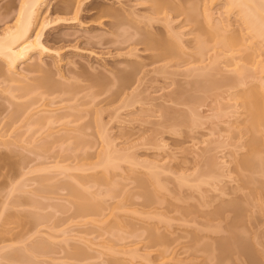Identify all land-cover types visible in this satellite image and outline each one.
<instances>
[{
	"label": "rangeland",
	"instance_id": "obj_1",
	"mask_svg": "<svg viewBox=\"0 0 264 264\" xmlns=\"http://www.w3.org/2000/svg\"><path fill=\"white\" fill-rule=\"evenodd\" d=\"M94 1L98 9L90 8L80 14L84 26L71 19L72 22H60L48 31L51 37L48 46L64 48L61 52L65 50L60 64H55L59 58L44 57L52 78L60 82L70 79L75 83L74 77L80 79L77 74L83 73V81L76 83L79 85L76 98L55 94L42 99L38 92L24 96V91L16 86L22 83H13L15 90L8 89L9 82L5 83L4 76L0 75V245H7L0 252V264H177L179 259L188 264L196 263L201 259V252L197 253L198 259L190 261V251L181 253L183 246L198 242V239L226 242L225 237L231 234L229 222L239 211L244 214L243 223L249 237H257V243L264 245V186L260 187V194L259 189V195H255L254 186L250 185V188V183L244 184V173L241 176V170L237 171L239 165H236L249 149L247 142L250 136L245 131L248 116L240 104L242 98L238 96L242 95L239 91L245 89V85L238 86L237 82L236 86L234 81L231 82L234 86L230 83L233 87H226V83L221 86L222 74L215 72V76L210 71L216 82H220L215 84L212 80L214 83L210 86L207 79L211 81L212 75L207 74L211 76L209 79L201 73L207 65L213 67L217 64L220 69H228L225 74L234 77L237 71L234 73L232 70L236 68L232 61H237L236 57L232 60L228 56H218L220 49L218 46L214 48L210 39L212 35H204L207 41H203L202 46L197 40L194 25L185 20V14H181L172 27L182 33L181 40L174 36L182 47V57L157 60L152 56L155 53L153 49H145V44L136 45L132 41L138 42L141 35H130L137 29L141 30L139 26L147 24L143 18L152 14L149 0ZM202 2L197 0V5L203 7ZM20 3L21 0H0V30L13 22ZM48 4L54 7L51 11L54 18L74 16L72 7L63 0H50ZM210 6L216 19L230 20L231 26L225 37L232 38L231 34L240 33L233 36L238 37L234 47L239 65L251 64L257 55L264 59L263 38L244 33L245 25L237 14L238 8L228 11L226 0H214ZM117 14H122L121 19H117ZM117 20L120 23L124 21L123 25ZM116 24H119V29H115ZM153 25L152 28L146 26L153 31L169 32L162 21ZM116 31H119L117 35ZM59 35H63L64 40L53 41L54 36ZM67 35H70V40ZM128 37L132 39L130 42ZM125 39L128 41L124 42ZM219 41L216 40V44ZM240 43L243 44L241 47ZM78 45L82 50L74 48ZM198 45L203 47L201 52ZM135 46L139 49L136 55H127V51ZM91 50L97 55L90 56ZM120 52L125 54L119 55ZM145 62L148 63L144 65ZM91 64L97 71L92 70ZM160 66H165L166 70L157 72ZM88 73H97L98 80L104 83L90 87L93 80H98ZM39 75V72L32 73L27 82H33ZM247 81V86L253 84L252 80ZM180 91L183 99L177 95ZM122 92H131L135 98L132 96L127 104L122 100ZM120 95L122 99H119ZM30 97L37 100L32 112L50 110L61 118L48 128L35 122L30 124L25 114L20 119V115L12 117L15 106ZM166 108L171 117H176L171 118ZM98 109H102L99 116L107 124L113 149L121 155L136 157L143 172H147L149 161H157L162 166L159 171L167 170L159 176L167 189L158 191L160 197L165 195L164 200H159L163 203L156 201L159 204L152 207L146 206L152 205L147 201L144 204L146 198L143 193L140 195L143 191L135 178L138 172L131 171L124 160L120 161L118 168L110 167L108 176H103L106 171L102 167L90 169L99 160V150L104 143L102 131L93 121ZM194 110L197 116L193 114ZM179 113L188 117L189 120L185 118L187 123L184 120L181 123ZM179 119L180 124L177 122ZM81 128L84 130L80 131ZM57 137L64 138L55 144L49 142ZM76 137L95 145L91 148L81 142L79 144ZM82 165L90 168L87 171L75 168ZM89 173H95L96 177H90V190L94 194L91 191L88 194L101 200L106 209L104 211L103 208L98 215L93 212L85 216L76 215L73 203L76 198L65 185L75 184L82 188L78 180L82 179V183L87 185L88 177L85 175ZM180 174H184V179L185 174L188 175L184 183L181 182L182 186L178 184L184 180L178 179ZM98 176L103 177L98 179ZM177 184L181 187L178 188ZM193 204L201 208V213L203 210L204 214L206 210L215 213V218L211 215L213 225L218 223L221 227L215 231L212 228L202 230L201 220L205 222L207 218L202 217L204 214H200ZM189 206L194 207L198 215H195V209L192 215L188 213L192 208ZM113 208L116 214L112 212ZM217 211L222 215L220 218ZM147 212L154 217L152 220L149 214L145 215ZM194 215L200 223H183L187 221L185 218L195 219ZM225 215L228 218H223ZM145 217L149 224L153 221L158 223L157 229L162 234L158 240L152 241L149 237L150 229L156 228L157 224H151L150 228L144 222ZM77 248H83L85 253L78 254Z\"/></svg>",
	"mask_w": 264,
	"mask_h": 264
},
{
	"label": "bare ground",
	"instance_id": "obj_2",
	"mask_svg": "<svg viewBox=\"0 0 264 264\" xmlns=\"http://www.w3.org/2000/svg\"><path fill=\"white\" fill-rule=\"evenodd\" d=\"M49 1L50 0H21V3L17 9L15 16H14L13 22L11 24L7 25L6 28H4V30H0V75H2V77L4 76L5 83L9 82L8 84L10 86H8V89H13V87L15 86L13 83H22V84L16 85V86H17V88H19V90L24 91V94H23L24 96L38 92L37 95H39L40 98H42V99H45L46 96H52L55 94H58V95L67 94L68 99H73V98L77 97V93L79 92V90H78L79 85H77L76 83L79 84L81 81H83V80H81L82 79L81 75L83 73L80 75L77 74L80 77V79L78 77H74L76 80L74 78H71V79H74L75 83H72L71 82L72 80L70 81V79L68 80V82H63V81L60 82V81L55 80V78L54 79L52 78L53 76H52V74H49V72H48L49 71L47 69L48 63L44 60V57H46V56H52L53 57L54 56L57 59L59 58L55 64H60L59 62H61V60H63L62 53L65 50H62V52H61V49H64V48H61V49L58 48L57 49V48H53V47L48 46L47 43L51 39V37L48 34V31H49V28H51L53 26L57 27V25L60 22L66 23V22H69V20L71 22H72V20L77 21L79 24L83 25L82 24L83 22L80 19V16H81L80 14H82V12H84L85 10L90 9V8L96 9L98 7V4L94 0H63L64 2L68 3V5H70V7H72L73 12H74V14H73L74 16H72V18H69V17H55L54 18L51 16L52 15L51 11L54 9V7L50 6L48 4ZM146 1H148V0H146ZM149 1L151 2L152 14L147 15V16L144 15V17H146V18H143V20L145 19V22L147 23L146 25H149L152 28L154 26L153 25L154 22L162 21L165 23L169 32L164 33L161 31H153V30H150V27H148L146 25H145V27L139 26V28L141 29V30H139V29H137L138 28V26H137V28H136L137 32L132 33L130 35H141V40L138 39L140 42L139 41L137 42V40L134 41V39L133 40L130 39V38H132V36H130V38L128 37L127 39L132 40L133 42H135V44L136 43L137 44H140V43L145 44L146 45V48L144 47L145 49H153L155 51V53L152 56L155 57L157 60L163 61L168 57H170V58L182 57V55H181V54H183L182 53V47H181L179 42L175 41V37L180 39V36L182 35V33L174 30L175 28L172 27L173 26L172 23L175 22L179 18V16H181V14H185L186 15L185 20L194 25L196 35H197V40L202 46L204 45L203 41H204V43H206V41H207L205 39L204 35H206V37L209 35L210 36L212 35V37H210V39L212 38L211 41L214 42V48L218 46V49H220V50H218L219 52L217 51L218 56H220V55L228 56L229 58H232V60H234L233 58L236 57L235 59H237V61L236 60L232 61V63L236 67L235 69H232V70L234 71V73L237 71V73H235V75L236 74L237 75L236 76L234 75V77H229L227 74H225L224 71H228V69L223 70V68H221L222 69L221 70L217 64L213 65V67L210 66L211 64L207 65V68L206 67L203 68V69L206 68L205 70L201 69L204 72L203 73L201 71V73L205 74V75L210 73L209 75H212V73L214 72L215 76L217 75V73L222 74L221 75L222 77L220 78L221 79V86H224L225 83H226V87H231L232 85L234 86V83L233 84L231 83L234 81H236L235 84L238 82V86H240L242 84H243V86L245 85V89L242 90L244 92L239 91L240 94H242V95H239L238 93L237 94L239 97L241 96L240 99L241 98L242 99L240 100V102L242 101V103H240V104H241V106L244 107L246 115L248 116V118H246L247 122L245 121V123H246L245 129H247L245 131L248 134V136H250L248 138V142H247V143H249V144H247V145H249L248 146L249 149L247 151V154L244 155L243 158L241 157L242 159L240 158L241 160H239V159L237 160L239 162V164L237 162L236 165H239V167H237L239 170L237 169V171L241 170L240 174L244 173V175H243L244 177L242 179L244 184L250 183L249 186L253 185L254 187H256L257 190L254 189V187H252V190L255 191L254 194L255 193L258 194L257 191L260 189V187L264 186V179H263L264 178V59H261L260 56L257 55L255 58H252L251 64L249 63V64L239 65V60H238L237 56L235 55L236 52H235V47H234L235 45H237L236 42H238L237 41L238 37L237 36L233 37V36L234 35H240V33L239 34H231V35H233L232 38H230V36L225 37V35H228L226 32L229 30L231 23H230L229 18H224V19L220 18L219 20L215 18V16L213 15V12H212L213 8L211 9V6H210L214 2V0H202L203 2L201 5L203 7H201V6L199 7L197 5L198 4L197 0H180V1H178V0H149ZM198 1H201V0H198ZM226 3H227V6H229L227 9L228 11L232 8H238L237 14H238V16H240L239 17L240 20H242L243 24L245 25L243 29H245L246 32H244V33H249L251 36L253 35L255 38L256 37H260L261 39L263 38V41H264V0H226ZM46 8H47V10L45 11V14H44V9H46ZM201 8H202V10H201ZM132 14H133V12H132ZM117 15H118V16H116L117 19L118 20L121 19L122 14H120V15L117 14ZM7 16L9 17L10 15H7ZM7 16H6V18H7ZM126 18L124 19V21L126 20ZM122 20H123V17H122ZM124 21L121 22L122 24L119 21L118 22L122 26ZM118 25L116 24L117 28H115V29H119L120 26L118 27ZM118 32L116 31V35L118 34ZM113 33L115 34V31ZM122 34L120 33V35H122ZM162 35H172V36L171 37H163ZM213 35H215L214 38H213ZM69 36H68V38L67 37L66 38L69 39ZM217 36H219V38H217ZM172 37H174V38H172ZM215 37H216V39H215ZM227 37H229V38H227ZM52 39H53V37H52ZM55 40H57V41L61 40L62 41V40H64V36L63 35H61V37H60V35L58 37L54 36L53 41H55ZM128 40L125 39V41L124 40L123 41L127 42ZM130 40H129V42H130ZM216 40H217V42L219 40H221V41H219L220 43H218V44L220 46H222V48L219 47L218 44H216L217 43ZM65 41H67V40H65ZM100 41H97V42L100 43ZM132 41L130 44H132ZM215 44H216V46H215ZM201 45H198V47L200 48V52L203 50V47H201ZM242 45L243 44L240 43V47ZM74 48L82 50V48L79 45L75 46ZM138 50H139L138 47L135 46L133 48H130L126 54L127 55H133V54L136 55V53H137L136 51H138ZM93 51L94 50L90 51L91 52L89 54L90 56L91 55L94 56L95 54L97 55V52H95V51L93 52ZM78 52H79V50H78ZM84 53H86V52H84ZM118 54L122 55L125 53L120 52ZM2 63L5 65L4 67H3ZM147 63L148 62H145V64L144 63L143 64L146 65ZM154 63H155V60H154ZM149 64H150V62H149ZM89 66L92 67V64ZM89 66H88V68L91 69V67H89ZM138 67H139V65H138ZM138 67H136L135 69L139 70ZM217 67H219V68H217ZM164 68L166 70L165 66H160L159 68L157 67L156 70H157V72L160 71L161 69H162V71H165ZM59 69H60V67H59ZM95 69H93V67H92L93 71L94 70L97 71V68H95ZM206 70H207V73H206ZM36 72H39L40 75L38 77H35L33 79V82H27V80L31 77V74L36 73ZM215 72H217V73H215ZM219 72H221V73H219ZM75 74H76V71H75ZM92 74L90 75V73H88V75H90L92 77L94 76L97 80L99 79L97 77L98 76L97 73H95V74L92 73ZM209 75H207V76L210 79L211 76H209ZM225 75L228 77H226ZM247 78H249V79H247ZM246 79L250 80V81L252 80L253 84L249 83V85H251V86H247L248 85L247 82H249V81H247ZM85 80H86V78H85ZM87 80H89V78ZM212 80H215L213 75H212L211 81H208V79H207V82H208L207 85L212 86V84L214 83V81H212ZM93 81H92V83H90V85H89L90 87L97 86V85L104 83V81H100V80H98V82L100 81L101 83H98L95 81L93 82ZM218 83H220V82L219 81L216 82V80H215V84H218ZM222 83H223V85H222ZM236 86H237V84H236ZM246 86L249 88H247ZM40 89H42V90L39 92ZM13 90H15V89H13ZM101 93H103V92H100L99 94H101ZM130 93H127V94H126V92L123 93L122 97H124V99L121 98V95H122L121 94L119 96V99L121 98L126 103L127 102L130 103L129 102L130 99H133L132 96H134ZM180 93H181V91H180ZM180 93H178L177 95H179V96L181 95V97H182L183 93H181V94ZM99 94H97V95H99ZM30 98H28L29 100H27L23 103H19L17 106H15V109L12 110V114H13V115L11 114L12 117L16 116V115L17 116L20 115V117L18 118V119H20L21 116L23 114H25L28 122L29 121L31 122V123L29 122L30 124L35 122L37 125L41 124V126H42V124H43L44 127L47 126L48 128H50V126H52L58 119L61 118V117L59 118L58 115H56V114L54 115V113H52L50 110H45V109L41 110L40 109L41 111L36 110V111L32 112L33 105H35V103H36L35 101H37V100H32L34 98H31V99ZM134 98H135V96H134ZM182 99H183V97H182ZM177 100L180 101V98H178ZM0 101H1L0 103H2V100H0ZM126 103H125V105H126ZM232 105H234V104H232ZM232 105L230 104V106H232ZM22 109L23 110L25 109L24 113L22 112L23 111ZM101 110L102 109H98V111H96V115H95L96 117L93 119V121H95V125H97L100 128V130L102 131L101 133H102V136L104 138V140H103L104 143L101 144V149L99 150V154H98L99 160L96 161L92 166H90L91 168L90 167L89 168L95 169L96 167H102L104 169V171H106V173H104L103 176H108L107 173H110V167H113L114 169H116L119 167L120 161H123V160L126 161L128 163V166H129L128 168L131 171L139 173V174L137 173L138 177L135 176V178H136V181L138 183L137 184L138 187H140L143 191V192H141L140 195H142V193H143L142 196L146 198L144 204H146V201H147V204L150 203L152 205H146V206L152 207L153 204H154V206H157L156 204H159V203H156V201L160 202L159 201L160 198L163 199V197H165V195L163 197H160V194L158 195V193H160V192H158V191H160L162 188L166 189V187L164 186L165 181L161 180L162 177H159V176H160V174L162 175L163 173H165L167 170L165 171L164 170L165 168H164L163 170L159 171L160 169H162V166L157 161H149L150 164L147 167L148 170H147V172L144 171L145 172L144 173L143 171H141V169H139V167H140L139 165L141 164V162H139L136 159V157H133L131 154L121 155L118 153V150L113 149V144L109 140V136H108L107 124L104 123L103 119H101V117L99 116L102 114ZM170 111H172V110H170ZM39 112H40V114H39ZM196 112L194 110L193 114H196V116H197L198 113H196ZM167 113H168V109H167ZM169 113L171 114V112H169ZM169 113H168V115H169ZM36 114H37V117L35 118ZM172 114L176 115V113H174V111ZM180 114L181 113L178 114L180 116V117L179 116L178 117L182 118V120L179 119V120H177V122L180 124L179 121L181 120V123H183L182 121L184 120V123H187V121L189 120L188 117L186 116L188 119L187 120V119H185L186 117H184L185 114H182L183 116H181ZM169 116L171 117V115H169ZM175 117H173V118H175ZM178 117H177V119H178ZM100 120H101V122H100ZM82 129L84 130V128H81L80 131H82ZM50 133L51 132H49L48 134L50 135ZM59 138L58 137L54 138V139L50 140L49 142L51 144H55V141L59 142L64 137H62V138L59 137ZM33 139H34V137L32 138V141H33ZM80 139H79V137L76 139L77 143H79V144L81 142V144H84V145L89 146L91 148L95 145L94 142H91V141L85 140V139H81V140ZM82 166L83 167L78 166L75 168L76 169L80 168L79 170L82 169L84 171H87V169H89L85 165H82ZM66 167H68V166H65V168ZM84 167H86V168H84ZM246 170H247V172H246ZM162 171H165V172H162ZM98 173L97 174L94 173V174L97 176ZM246 173H248V174H246ZM94 174L89 173V174L85 175L86 178L88 177V179H87L88 184L87 185L82 183L83 182L82 179L78 180L80 182V184H82V188L75 185V184H68V185L66 184L65 185L68 189H70L69 190L70 194H72L76 198L75 202H73L76 215L79 213V215L85 216V214H89L92 212L94 214L98 215V213L100 214L101 211H103V210L105 211V209H106L104 207V205H102L103 202L101 200H98L96 197L91 198L90 194H88L91 191L90 190L91 186L89 184V181H91L90 177L91 178L96 177ZM242 174H241V176H242ZM126 175H127V173H126ZM180 175L178 176L179 177L178 179L179 180H180V178L184 179V174H180ZM182 175H183V177H182ZM103 176H101L100 178H102ZM187 176L188 175L185 174L186 178H187ZM97 178L100 179L99 176ZM97 178H95V179H97ZM186 178L184 180L179 181V183L178 182L177 183L181 185V182L184 183ZM178 184H177V186H178V188H180L182 185L179 187ZM244 184H242V185H244ZM84 185H85V187H84ZM251 186H250V188H251ZM246 187H248V186H246ZM260 191H261V189L259 190V194H260ZM99 192H97V193H99ZM91 193L94 194L92 191H91ZM98 195H100V194H98ZM155 197H156V199H155ZM158 197H159V199H157ZM166 198L168 200L169 197H166ZM163 200H161V202ZM171 201H172V199L169 200L170 203L169 202H167V203H169L171 205V203H172ZM161 202H160V204H161ZM192 206H195V208L198 211L201 209L198 205L193 204ZM197 206H198V208H197ZM195 208L192 207L191 208L192 211H191L187 207V209H189L188 213L191 214V212L194 213V211H195V212H197V213H195V215L196 214L198 215V211H196ZM193 209H195V210L193 211ZM114 210H115V208H113L112 212L114 214H116ZM134 212H136V211H134ZM206 212H207V210L205 211V214H204V210L202 211V213L199 211L200 214H204V216L202 215V217L207 218V221H205V222H203V220H201V224L204 227V228H202V230L212 228V230L215 231L218 228H220L221 224H218V223L215 224L214 223V225H213L212 219H213V216L215 213L211 214L212 213L211 211H210L211 213H209V212L206 213ZM155 213H153V214L156 215ZM218 213L220 214V212L217 211V214ZM241 213H243V212L239 211V213L236 215V217L232 218L231 221L229 222L231 234L229 236L225 237V239L227 240L226 242L222 241V240H220V242L219 241H211V240H207V241L205 240L204 241V239L203 240L201 239L202 241H200V239H198V242L200 241L199 243L197 241H195L194 243L189 244L188 246H183L184 250L181 251V253L190 251V254L192 256L190 261H193V260L198 259L197 253L201 252V259L198 262H196L197 264H259L261 262H263V264H264V245L263 244L260 245V243L259 244L257 243V239H258L257 237H255L256 239L252 236L249 237V232L246 230V227L243 223L244 217H242V216H244V214H241ZM148 214H149V216L152 215V214H150V212L145 213V215H148ZM219 214H218V217L220 218V216H222V215L221 214L219 215ZM157 215H159V214H157ZM211 215H213V216H211ZM196 217L197 216H195V219L189 218L191 221L186 219V218H185V220H187L186 222L183 221L184 218L181 219V221H183V223H185L186 225L191 224V223H196V221L198 220V218L196 219ZM218 217H216V218H218ZM149 218H151V220H152L154 217L152 218L150 216ZM214 218H215V216H214ZM223 218L226 219L228 217L225 215ZM142 220H144V219H142ZM144 222L148 226L149 221H147V218L145 219ZM198 223H200V220ZM151 224H152V226L154 224H155L154 226H156V224H157V227L156 228L152 227ZM180 224L182 225V222ZM149 225H150V228L152 227L150 229L151 234L149 235L151 240L155 241V240H158L159 238H161L162 234H160L159 230L157 229V228H159L158 223H156V222L154 223V221H153V223L150 222ZM152 229H154V230H152ZM6 246H7L6 244L0 245V252ZM76 250L78 251V254H80V253L84 254L85 253V251H83L84 250L83 248L82 249L77 248ZM82 252H84V253H82ZM196 263H190V264H196ZM177 264H188V262L184 261V259H179Z\"/></svg>",
	"mask_w": 264,
	"mask_h": 264
}]
</instances>
